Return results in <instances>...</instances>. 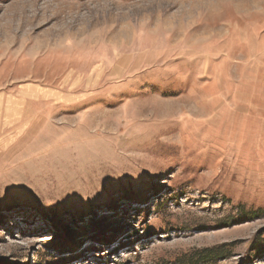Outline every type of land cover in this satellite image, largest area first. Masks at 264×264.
I'll use <instances>...</instances> for the list:
<instances>
[{
	"label": "rangeland",
	"instance_id": "1",
	"mask_svg": "<svg viewBox=\"0 0 264 264\" xmlns=\"http://www.w3.org/2000/svg\"><path fill=\"white\" fill-rule=\"evenodd\" d=\"M0 99V264H264V0H0Z\"/></svg>",
	"mask_w": 264,
	"mask_h": 264
},
{
	"label": "trees",
	"instance_id": "2",
	"mask_svg": "<svg viewBox=\"0 0 264 264\" xmlns=\"http://www.w3.org/2000/svg\"><path fill=\"white\" fill-rule=\"evenodd\" d=\"M224 250L225 249H210V250H205L202 251L198 254H196V256H198V264H204V263H208V262H212L213 260L221 257L224 255Z\"/></svg>",
	"mask_w": 264,
	"mask_h": 264
},
{
	"label": "crops",
	"instance_id": "3",
	"mask_svg": "<svg viewBox=\"0 0 264 264\" xmlns=\"http://www.w3.org/2000/svg\"><path fill=\"white\" fill-rule=\"evenodd\" d=\"M5 100L4 99H0V103L1 104H3L2 102H4ZM9 100L7 99V102H8ZM11 101V100H10ZM8 105L10 106V108L12 107V108H14V107H17V104L16 103H14L13 101H11V103L9 102L8 103ZM9 106H7V109H6V112H5V115H6V113H7V110L9 109ZM11 108V109H12ZM19 108H20V106H19ZM0 110H2V107H0ZM2 118V117H1ZM0 118V119H1Z\"/></svg>",
	"mask_w": 264,
	"mask_h": 264
}]
</instances>
